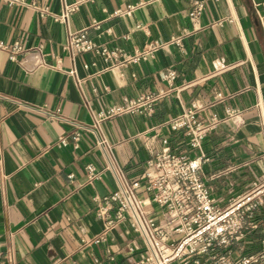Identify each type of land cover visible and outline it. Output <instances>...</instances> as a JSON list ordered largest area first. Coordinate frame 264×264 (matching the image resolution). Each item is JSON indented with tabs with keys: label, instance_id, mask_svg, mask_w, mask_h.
Segmentation results:
<instances>
[{
	"label": "crops",
	"instance_id": "1",
	"mask_svg": "<svg viewBox=\"0 0 264 264\" xmlns=\"http://www.w3.org/2000/svg\"><path fill=\"white\" fill-rule=\"evenodd\" d=\"M192 2L83 0L61 22L59 0H0V264H131L139 257L143 242L128 220L94 241L106 228L101 198L118 186L94 135L82 131L78 148L72 139L56 145L76 123L92 125L99 115L129 180L141 178L159 137L189 149L168 122L196 104L201 120H221L202 147L217 203L264 182V0L209 1L198 20L189 16ZM80 29L125 56L106 62L96 52L72 54L67 36ZM15 43L24 51L12 59ZM139 50L152 52L126 60ZM168 68L177 72L173 82L164 78ZM150 91L163 93L153 115L118 111ZM88 163L99 179H89ZM260 219L253 240L264 236V209Z\"/></svg>",
	"mask_w": 264,
	"mask_h": 264
},
{
	"label": "built area",
	"instance_id": "2",
	"mask_svg": "<svg viewBox=\"0 0 264 264\" xmlns=\"http://www.w3.org/2000/svg\"><path fill=\"white\" fill-rule=\"evenodd\" d=\"M24 3V0H7ZM61 2V14L57 20L67 22L83 0L67 4ZM209 1L193 0L189 16L198 20ZM223 20L217 24L223 25ZM65 48L72 54L96 52L108 62L125 56L119 48L99 45L88 37L86 29L68 33ZM24 49L15 43L12 59ZM151 50H139L126 60H146ZM120 64L115 62L114 66ZM76 76V71H71ZM164 78L173 82L177 72L168 68ZM77 84L81 79L76 76ZM163 93L145 92L136 98L126 99V105L118 111H138L151 116L155 103ZM18 104L21 102L15 101ZM33 108L31 105H26ZM199 107L190 108L171 118L170 129L187 140V151L176 150L169 136L159 137L148 146L149 157L140 179H127L116 164L112 144L101 131L103 115L95 118L92 125L76 123V129L62 135L56 141L58 147L67 146L72 139L79 147L82 131L95 137L117 180V188L101 198L97 210L106 222V228L94 241L102 242L107 233L123 220H128L133 231L141 238L143 249L131 264H264V236L253 240L252 236L261 225L260 212L264 209V182L254 180L249 190L232 198L226 206H220L203 176V141L220 124L219 119L203 121ZM118 111H111L109 116ZM55 116V115H53ZM197 152V155H192ZM90 180L100 178L101 171L93 163L85 166ZM132 250V248H131Z\"/></svg>",
	"mask_w": 264,
	"mask_h": 264
}]
</instances>
